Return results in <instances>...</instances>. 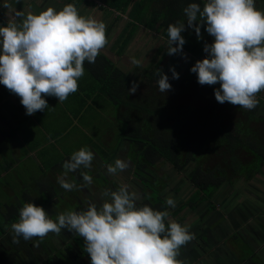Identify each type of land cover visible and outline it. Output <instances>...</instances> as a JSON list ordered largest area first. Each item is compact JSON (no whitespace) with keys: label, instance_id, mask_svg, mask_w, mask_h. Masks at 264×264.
<instances>
[{"label":"clouds","instance_id":"9594fccd","mask_svg":"<svg viewBox=\"0 0 264 264\" xmlns=\"http://www.w3.org/2000/svg\"><path fill=\"white\" fill-rule=\"evenodd\" d=\"M19 3L20 0H15ZM5 9L12 3L5 0ZM186 22L176 21L167 28L166 53L187 59L182 35L188 29L201 40V28L213 37L205 43L207 54L197 60L190 71L197 75L201 85L213 86L218 103H230L246 110L255 109L259 93L264 91V10L255 0H206L203 8L196 2L183 9ZM109 44L106 24L93 16L80 14L75 4H66L61 10L48 7L38 14L15 10L5 26H0V84L20 98L26 115L49 108L45 97H55L63 103L79 89L78 81L85 73L84 64L95 63L101 51ZM131 64L142 67V61L131 58ZM172 79L179 73L170 67ZM159 91L172 89L169 76L156 68ZM139 89L132 81L130 95ZM93 151L82 147L65 160L64 172L57 182L66 191L82 186L68 180L69 172L91 169ZM130 162L117 158L107 165L109 175L127 170ZM84 185L90 186L93 177L87 171L80 173ZM100 207L95 203L79 211H65L52 219L42 207L32 202L19 210V220L11 224L12 242L19 244L50 233L59 236L62 230L83 238L84 251L91 264H185L179 259L180 249L195 239L189 225L169 219L167 210H156L145 204L129 185L122 184L116 191L105 190ZM166 204L176 207L169 197ZM167 221V225H166Z\"/></svg>","mask_w":264,"mask_h":264},{"label":"trees","instance_id":"16d2710c","mask_svg":"<svg viewBox=\"0 0 264 264\" xmlns=\"http://www.w3.org/2000/svg\"><path fill=\"white\" fill-rule=\"evenodd\" d=\"M93 6V2L77 0ZM100 11L108 14L118 13L125 15V22L121 32L115 38L110 49L118 57L124 55L125 49L131 41L134 33L140 28L146 31L158 33L162 44L156 49L155 56L150 65L140 68L138 76H130L122 71L114 60L100 53L95 63L84 64V67L91 75L98 80L99 91L123 110L120 114V121L125 124V130L121 137L122 141L128 143V158L135 174L150 172L149 167L164 162L170 164L177 174L186 173L194 190L186 202L176 206L171 214L181 224L183 218L180 213L182 208L188 206L196 209L201 201L210 200L215 192L223 184H231L233 180L242 177L245 180H252L260 176L263 180L264 172V142L257 129L249 126L250 121L258 120V112L264 105V92L259 93L258 106L253 110L244 109L247 120L244 122L229 121L228 124L221 122V114L216 111L219 107L232 106L225 102L220 104L214 96V89L219 84L207 87L213 95L215 106H208L207 111L196 110L195 108L171 107L166 99L160 94L158 97L146 98L141 101L132 99L128 89L132 81L142 84H157L159 77L155 75L156 68L163 69L169 76V80H175L181 86L186 87L189 82H197V75L190 71L197 60L206 57L203 51L205 43H212L211 37L205 28H201L202 39L198 40L195 31L188 29L182 33L186 43L183 51L189 57V63L179 62L184 58L180 55L169 56L166 53L168 34L167 28L170 23L176 21L186 22L183 9L189 3L196 2L203 8L206 0H99ZM257 3V0H255ZM263 4V3H262ZM261 4V5H262ZM120 20L118 16L115 17ZM113 23L108 27L110 32ZM170 67H174L179 73V79H172ZM199 84V83H198ZM154 87V86H152ZM157 87V86H155ZM114 94L115 97H111ZM113 95V96H114ZM227 158L221 159L213 167H205L204 160L208 158L204 152H219ZM238 152L246 155L240 158ZM240 154V153H239ZM248 157V158H247ZM253 160H252V159ZM228 162V163H227ZM228 164V165H227ZM211 187V190L209 189ZM209 187V188H207ZM204 188V189H203ZM153 209L159 208L163 211L168 207L159 197L155 200ZM57 264V263H55Z\"/></svg>","mask_w":264,"mask_h":264},{"label":"flooded vegetation","instance_id":"af4514ba","mask_svg":"<svg viewBox=\"0 0 264 264\" xmlns=\"http://www.w3.org/2000/svg\"><path fill=\"white\" fill-rule=\"evenodd\" d=\"M116 153V156L111 157L109 162L105 164L106 166L114 164L117 158L129 161L130 166L127 170L115 176L103 172L102 174L105 178L101 188L98 190H91L90 186L83 187L84 181L80 175L81 172H72L71 176L73 178L68 179L82 186L79 190L66 191L58 187L60 192L57 188L49 187L47 189L45 186V188L38 189L40 193L35 194L28 187V183L20 184L18 188L14 186L8 187L9 201L4 202L5 204L0 206V214L4 222V226L0 224V264H91L90 257L84 251L83 238L67 230H62L59 236L50 233L43 241H40L39 238L29 241L21 238L19 244L13 243L10 230L11 224L18 222L19 210L28 202L42 206L50 217L55 220L59 213L83 210L89 203H95L100 207L105 200L109 199L103 196L105 190L116 191L120 185L126 184L129 185V191H135L139 195L140 199L137 201V206L145 204L150 207L156 206L153 204L159 197L168 207L165 210L170 214L169 219L176 221L171 215L174 208L166 204L168 198L166 190H170L167 189L169 182L171 183L169 188L173 187L170 173L173 174L175 170L172 169V166L162 162L161 164L164 167L157 168V165H154L147 168L150 170L148 173L135 174L134 169H132L131 159L126 158L124 155L121 156V151ZM168 167H170V172H167ZM163 168H167L166 171ZM91 170L93 171L94 168L87 169V172H91ZM157 170H162V173ZM82 171H85V169ZM183 174L188 180L187 184L192 186L188 175L186 173ZM9 177H12L16 183L22 180V176L14 164L5 166L0 163V186H9L6 180ZM160 177V182H154L153 185L152 182L154 180L158 181ZM109 178L114 181H110ZM236 180L229 184L233 189V193H238L240 190L238 184L235 183ZM245 181L248 182V180ZM261 182L263 183L264 181L262 180ZM162 183H165L164 187L161 186ZM262 183L260 184L263 185ZM23 185H27V187ZM223 186H228V184L225 183L220 188ZM193 192L194 190L176 206L186 202ZM216 193L217 191L210 203L201 201L194 210L188 206L182 208L180 213L181 218H183L181 225L188 223L186 219L190 213H196V221L192 228L189 229L190 232L195 234V239L180 249L179 259L183 260L185 264H239L238 260L235 262L232 258L233 256L235 257L236 252L231 255L226 246L227 244L233 245V243L237 245L235 242H240L244 244L243 246L246 249L249 248L251 250L252 255L263 258L262 261L264 263V203L260 206L256 202L249 203L250 201H247L245 205H240L232 210L223 206L219 210L216 209L213 203V200L218 195ZM220 205L222 204L220 203ZM156 210H159V208L156 207ZM223 211L230 214L225 215ZM231 212L233 215H231ZM254 215L256 218L255 226L250 225L248 222L249 218ZM223 220L225 223H223ZM195 227L197 228L194 229ZM206 254L207 256L204 258ZM243 264H249V261Z\"/></svg>","mask_w":264,"mask_h":264},{"label":"rangeland","instance_id":"374dc122","mask_svg":"<svg viewBox=\"0 0 264 264\" xmlns=\"http://www.w3.org/2000/svg\"><path fill=\"white\" fill-rule=\"evenodd\" d=\"M8 2L12 3L13 5V10L11 9V11L15 12V10H22L25 14L29 12L38 14L39 12L46 10L48 7H53L59 11L66 4L72 3L75 4L81 15L93 16L96 19L103 21L106 24L107 29L111 25V23H113L110 32L107 34L109 44L105 49L101 51V53L113 59L115 61V64L122 71H125L132 77L138 76L140 74V68L150 65L152 59L155 56L156 49L162 44V41L159 39L158 33L154 31H146L145 29L139 27V29L134 33L128 46L126 47L124 55L118 57L113 54L110 49L112 48V44L115 41V38L121 32L126 16L120 15L118 13L108 14L107 12L100 11L98 9V6L101 5L99 0H85V2H93L95 4L93 6L86 5V3L80 1V3H77V0H20L19 3H16L15 0H8ZM4 3L5 0H0V14L3 12H7L8 10L2 7ZM256 7L260 10H264V0H257ZM116 16H118L120 20L116 19ZM133 57L142 61V67L134 66L131 64V58ZM189 61V57L187 56V59L184 58L179 62V64L184 63L186 65L189 63ZM85 78H89V81H87ZM85 82L90 83L91 87L95 86L96 84L97 86H101V84L98 83V80L95 79L91 75V73L87 71L86 68L84 75L78 81L79 86ZM169 83L172 85V89L167 93L160 92L158 84H153L151 86L147 83L146 85L142 84L139 86L138 91L135 94H132V99L136 101H141L146 98L153 99L155 96L158 97V95L160 94L162 98L166 99V102L171 107L175 108L192 107L196 110L204 109L205 111H207L208 106H215V102L213 101L214 97L213 95H211L207 87L201 86L200 84L195 82H189L186 87L181 86V84L177 85L175 80H169ZM85 95L86 92H83L81 89H79L77 92L70 95L68 99L63 103H59L58 99L55 97H49V99H47L49 108L45 109V124H47L46 130L48 132V137L51 139V136L56 133L52 132V130H50V127L57 130V132L61 135L58 142L65 141L69 146L68 153L70 154L78 151L82 147H87L91 151L100 153L104 136L108 133H112L113 139L118 140L119 137H122L126 127L122 121H116L117 108H115L116 106L112 104L110 97H107L108 101H106L102 106H99L91 100L92 97L90 95L87 97L90 98L89 100L85 99ZM113 95L114 94H111V97H115V95ZM72 98H76L77 101H72ZM216 112L221 114V122L223 124H228L230 120L236 123L244 122L247 120V114L244 112V109L241 112L238 106L232 105L219 107V110H217ZM257 116L259 119L250 121L249 126L254 130L257 129L258 135L261 136L264 142V105L258 112ZM111 120H113L114 122H112ZM81 126L84 127V129ZM46 141L47 139L44 138L43 142L45 144ZM5 143L7 145L8 138H6ZM121 149V156H123L125 148L121 147ZM221 151L223 150L219 149V152H204V155L208 157L206 158V160H204V166L213 167L218 164L221 159L228 157L226 155L224 157V155L222 154L223 152L221 153ZM112 154L113 152L111 153V155ZM238 155L241 159L246 158V155L241 152H238ZM11 156L12 155L10 154L6 155L7 160L5 161L7 163H10L12 161V158L10 159ZM20 158H22V156ZM57 159L54 158L52 160ZM16 161L17 160L15 158V162ZM30 167L34 168L33 166ZM159 167L164 166L160 163L159 165H157V168ZM169 168L170 167H168V169L163 168V170L166 171L167 169V172H170ZM82 169L83 168H81V170ZM157 171L162 173V170ZM88 173L90 174V172ZM160 173H158V175H160ZM170 174L173 181V187L169 188V185L171 184L169 182L167 189L170 190H166V196L168 198H173L176 201V204H178L181 203L182 200L186 199L194 190V188L187 184L188 180L183 176V173L177 174L174 171L173 174ZM25 175L26 174H24V176ZM21 179L22 180L17 183L12 179V177H9L6 180L9 187L14 186L18 188V185L26 184V180H24V177H21ZM260 179V176H256L254 179H252V181L256 183H253L252 181L250 183V181L246 182L243 178H237L235 183H237L238 187H240L238 193H233V189L230 188L231 186L229 185L220 188L216 193V195L218 194L217 197L213 200L216 209L221 210V206H223L226 208H231L232 210L233 208H236L240 205H245L247 201H250L249 203L256 202V204L262 206V204L264 203V182L262 183ZM160 180L161 177L158 179V181L154 180L152 182L153 185L154 182L159 183ZM260 183H262L263 185H261ZM164 185L165 183L161 184L162 187H164ZM209 189L211 190V187ZM253 189H255V191ZM195 191L196 190H194V192ZM199 192L200 190L196 191V193ZM253 196L255 198H252ZM261 198H263V200H261ZM7 201H9L8 191H6L5 187L0 186V206L4 205V202ZM220 203L222 205L219 206ZM223 213L225 215L230 214L226 213L225 211H223ZM231 215H233L232 212ZM195 219L196 213H190L189 216H187L186 222L188 223H186V225L189 224L190 228H192L194 222L196 221ZM248 222L250 225L255 226V215L250 217ZM223 223H225L224 220ZM0 224H3L4 226L1 214ZM196 228L197 227H195L194 229ZM235 244L237 245H234L233 243V245L227 244L226 246L231 255L236 252L235 257H232L233 261L236 262L237 259L242 258L244 262L248 259L250 264H264L262 261L263 258H260L257 255L253 256L250 252L251 250H249V248L246 249V247L243 246L244 244H241L240 242H235ZM206 256L207 254L204 256V258Z\"/></svg>","mask_w":264,"mask_h":264},{"label":"crops","instance_id":"0c3cea01","mask_svg":"<svg viewBox=\"0 0 264 264\" xmlns=\"http://www.w3.org/2000/svg\"><path fill=\"white\" fill-rule=\"evenodd\" d=\"M13 16L14 11H11V9H8L7 12L1 13L0 26H5L7 22L13 18ZM85 79L89 81V78ZM80 86L79 89L86 92L85 99L89 100L90 98L87 97L90 95L92 97L91 100L99 106H102L106 101H108L106 95L104 96L99 91L100 87L97 86V84L91 87L90 83L85 82ZM45 99L47 100L49 97H45ZM71 100L74 102L77 101L76 98H72ZM112 104L116 106L115 108H117L116 121L119 122L121 120L120 114L123 115V110L113 102ZM45 121V111H38L32 116L26 115V110L20 103V98L10 93L4 85L0 84V163L5 166L14 164L16 169L20 165L18 168L19 173L22 177H24V180L28 183V187L31 188L35 194L40 193L38 189L45 188V186L47 189L52 187L57 188L58 191H60V185L57 182V177L64 172L62 167L64 161L70 159L71 157V154L68 153L69 146L67 143L65 141L58 142L61 135L57 132V130L49 126L50 130L56 133L51 136V139L48 137V132L46 130L47 124H45ZM111 121L114 122L113 120ZM82 128L84 129V127ZM112 136V133H108L104 136L101 144L103 149L101 148L100 153L93 151L95 158L93 160L94 164L92 163V168H94V170H91L90 172V175L93 177V182L90 185L91 190H98L101 188V184L105 178L102 173L106 172L108 174L106 169L107 166L105 164L109 162V159L113 157L116 152L118 153L122 150L121 147L125 148L123 154L126 158L128 157V143L122 141L121 137L116 140L113 139ZM6 138H8L7 145L5 143ZM44 138L47 139L46 144L43 142ZM112 152L113 154L111 155ZM7 154L12 155L10 157V159L12 158L10 163L5 161L7 160ZM21 156L22 158H20ZM15 158L17 160L16 162ZM54 158L61 159L52 160ZM30 166H33L34 168H31ZM82 170L79 169L76 173L82 172ZM85 171H87V169H85ZM24 174L26 175L24 176ZM71 175L72 172H69L67 178H73ZM109 180L114 181L110 178ZM23 186L27 187V185ZM8 187L9 186L5 187L6 191L8 190ZM252 198L255 197L253 196ZM261 200L263 199L261 198ZM237 260L239 264L244 263L242 258ZM246 262H248V259L245 263Z\"/></svg>","mask_w":264,"mask_h":264}]
</instances>
